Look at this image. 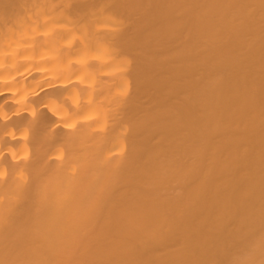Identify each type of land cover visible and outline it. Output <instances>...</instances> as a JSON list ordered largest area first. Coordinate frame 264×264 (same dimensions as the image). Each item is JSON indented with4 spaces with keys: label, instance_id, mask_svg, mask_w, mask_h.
<instances>
[{
    "label": "bare ground",
    "instance_id": "1",
    "mask_svg": "<svg viewBox=\"0 0 264 264\" xmlns=\"http://www.w3.org/2000/svg\"><path fill=\"white\" fill-rule=\"evenodd\" d=\"M0 264H264V0H0Z\"/></svg>",
    "mask_w": 264,
    "mask_h": 264
}]
</instances>
